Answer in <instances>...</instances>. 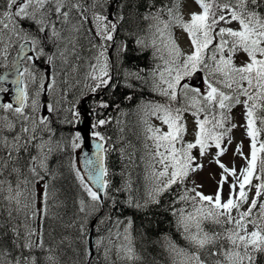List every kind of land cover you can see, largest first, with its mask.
<instances>
[{"label":"snow or ice","instance_id":"1","mask_svg":"<svg viewBox=\"0 0 264 264\" xmlns=\"http://www.w3.org/2000/svg\"><path fill=\"white\" fill-rule=\"evenodd\" d=\"M195 2L201 10L191 13L186 21L180 11V0H160L159 3L157 0H0V67H8L9 51L16 50L10 70L14 76L11 80L14 99L0 102V111L5 113L0 115V264H60L58 253L66 239L45 238L43 222L49 218L48 201L54 195L50 191L51 181L57 176L49 167V161L54 153L66 147L79 148L81 137L77 132L69 140L54 139L56 130L52 116L63 112L60 123L70 125L81 117L77 102L67 100V89L42 104L41 95L55 93L57 81L52 74L45 87L46 78L37 72L35 62L45 58L46 64L55 65L59 61L65 76L69 77L77 71L76 62L84 59L82 52L86 50L91 53L87 59L89 71L84 77L85 82L90 81L87 83L90 93L115 87V77L121 72L127 87L133 86V80L147 84L148 80L141 75L143 70L123 67L128 42L117 43L116 40L123 25L136 21L148 22L145 33L140 35L130 30L128 38H134L140 51L152 48L153 55L159 56L165 64L162 71L151 73L159 80L152 81L151 90L166 101L149 102L146 108L150 115L167 125L168 131L162 133L151 125L147 129L152 134L149 138L155 142L154 157H159L158 163L163 167L154 173L157 185L150 199L134 206L147 210L149 204L158 205L159 197L173 184L182 183L189 172L202 167L191 155V150L197 146L203 156L211 141L219 150L217 157L223 155L225 149L221 144L231 131L225 127L230 120L228 113L235 105L243 104L247 135L251 138L250 156L244 157L246 166L237 174L235 168H227L217 158L223 171L215 196H206L196 188L187 189L180 196L181 201L191 202L194 208L192 213L179 210L178 227L188 247L169 242L168 249L174 256V264H259L258 257L264 256V203L259 205L258 216H253V209L258 198L264 195V159H259L260 174H256L258 152L264 153V142H259L257 147V137L264 129V115H258L264 112V0ZM141 6L144 12L140 11ZM233 22L238 28L221 26ZM175 26L188 34L190 53H183L173 39ZM49 46L51 52L47 51ZM109 49L115 59L109 56ZM239 51L245 52L248 59L237 66L233 57ZM197 72L202 74L203 91L187 82ZM7 78L0 76V81ZM63 83L67 84L68 80ZM32 84L37 86L30 94ZM0 93L11 95L10 89L2 84ZM100 107L107 108L108 104L101 102ZM41 109H46L47 114H42ZM188 111L196 117V138L177 147L185 131L183 113ZM201 113L203 120L199 118ZM257 120L261 128L256 127ZM106 122L100 119L93 128ZM93 135L100 141L105 140L99 132ZM97 149L92 157L84 159L87 177L80 168L70 165L80 187L90 197L89 204L80 201L79 210L85 216L98 211L103 203L101 191L107 198L109 181L104 177L108 169L101 151L108 149L101 143L97 144ZM237 152L243 155L239 146ZM229 176L233 181L229 184L227 199H223V186ZM253 178L260 182L253 184ZM88 180L96 183L97 190L89 186ZM246 186L248 191L255 188L256 193L247 210L241 211L249 200ZM127 202L133 206L131 197ZM233 210L237 213L235 217ZM51 218L56 219L55 214ZM205 222L218 226L219 230H205ZM249 225L252 231H248ZM79 230L83 234V223ZM123 251L127 259H139L130 241L128 246H123ZM90 254L85 251L86 256Z\"/></svg>","mask_w":264,"mask_h":264},{"label":"trees","instance_id":"2","mask_svg":"<svg viewBox=\"0 0 264 264\" xmlns=\"http://www.w3.org/2000/svg\"><path fill=\"white\" fill-rule=\"evenodd\" d=\"M159 2L160 0H157V3ZM110 11H114V9H110ZM140 11H145L143 6L140 7ZM147 23L136 21L135 24H125L118 30L116 36L117 43L121 40L128 42V51L124 55L123 67L133 71L143 70L141 75L146 77L147 84L133 80L131 81L133 86L127 87L121 72L117 73L115 77V87H109L92 94L87 87V83L90 81L85 82L84 79L89 71L87 59L91 53L86 50L82 52L84 59L76 62L79 65L76 74L72 73L69 77L65 76L63 66L59 61L55 65H49L45 63V58L37 60L36 70L38 73L46 78L47 67H49L50 74H55L58 78L59 87H57L54 96L58 97L62 90L67 89V100L77 102L76 108L79 113L82 111V106L88 111L95 110L92 125L100 119L107 121L104 125L94 128L96 132L105 137L106 149H108L106 152V167L109 177L106 189L107 198L104 196L98 211L85 216L79 210L81 200H84L86 204L91 201L87 192L80 187L79 181L75 178L74 171L70 167L72 164L75 165L74 149L66 147L64 151L54 153L49 161V167L56 171L57 176L55 180L51 181L50 191L54 195L48 201L49 218L43 223L47 226L48 240L50 237H55L57 241L66 238L58 253L60 264H174V256L168 249L169 242L181 248L188 247L182 235V229L178 227L180 209H183L185 213L194 212L191 202L180 200V196L187 190L185 180L182 183L178 181L163 193L159 197L158 205L149 204L147 210L137 209L134 206L136 203L143 204L149 200L150 193L157 185L154 175L156 173L154 154L145 149L143 130L145 118L149 114L146 105L149 102L159 103L160 101L161 96L151 90V73L162 60L159 56L153 55L152 48L140 51L136 48L134 38H128L130 30H136L140 35H144ZM136 25L139 27L137 28ZM47 51H52L51 46ZM111 57L115 59L113 51ZM233 60L236 64L235 56ZM65 79L68 80L67 84L63 83ZM33 85L36 88L37 85ZM129 96L132 98L128 99ZM101 102L107 103L108 107H100ZM188 113L191 112H184V114ZM262 113L264 115V112ZM228 115L230 120L225 127L230 128L231 131L222 141L221 146L224 149L228 145L229 139L231 140L232 109ZM63 117V112L52 116L55 121L53 127L56 130L54 139L59 140L63 137L65 140H69L75 134V124L60 123ZM199 118L203 120L204 114L201 113ZM206 127L210 128L211 125ZM209 144L210 147L216 148L211 141ZM118 189L119 191H117ZM188 194L194 195L191 192ZM130 197L133 206H129L127 202ZM261 203H264V197ZM259 205L253 209V216H258ZM95 213L99 215L98 218H105L106 222L101 225V228L110 224L114 228L115 223L125 218L131 221L132 248L139 259L125 262L113 260L97 250L93 256L85 255L86 250L90 252L86 230H89L91 220L96 216ZM53 214L56 219L51 218ZM81 223L84 225L85 234H81L79 230ZM203 227L207 231L219 230L218 226L209 222H205ZM225 227H230V225H225ZM101 228L100 225L95 227L97 236L102 234ZM258 261L259 264H264V256L258 257Z\"/></svg>","mask_w":264,"mask_h":264},{"label":"rangeland","instance_id":"3","mask_svg":"<svg viewBox=\"0 0 264 264\" xmlns=\"http://www.w3.org/2000/svg\"><path fill=\"white\" fill-rule=\"evenodd\" d=\"M181 4H182V7H181L180 11H181V14H182L184 20H186V21L190 19L191 13L199 12L201 10L200 7L195 2V0H182ZM224 26L232 27V28H238V24L235 22H233L232 24H229V25H224ZM172 34H173V39L175 40L176 44L178 45V47L180 48V50L183 53L188 54L192 51V46H191L189 36L182 28H180L179 26L173 27L172 28ZM13 49H15V48H13ZM13 49H10V51H9L8 66L11 65V62H12ZM247 59H248L247 54L242 51V53L239 57V60H238L239 65L246 62ZM162 61L159 65V68L157 67L155 69L157 72H160L165 68L164 61L163 62ZM2 68L4 69L6 67H2ZM154 79H156V81L159 82L158 77L152 76V81ZM187 82L190 84V80H187ZM161 86L164 87L165 85H161ZM30 87H31V92L35 90L33 84L30 85ZM45 87H47V83H45ZM197 87H200L201 90L203 91L204 85H203L202 79H201V83H199ZM56 91H57V89H56ZM55 94H56V92L55 93H47V92L43 93L40 97L42 104H44L45 102L47 104L50 101L51 97H53ZM162 99H163V101L161 103H165L166 98H162ZM241 99L243 100L244 98L241 97ZM232 111H233L232 113L235 114V117H236V119H235L236 130L234 133L233 142L229 146L226 153L217 157L213 153L206 152L203 156H201L198 151H197V153H195L196 151L191 150V155H193L194 157L201 158V161H202L201 169L198 170L193 175V177L191 178L192 188H196L197 191L203 193L206 196H215L217 189H218V181L221 178V174H222L223 170L217 164V162H216L217 158L219 159L220 163H223L227 168H229V169L235 168L237 174H239L240 170L242 168H244L246 166V163H247V161L244 159V157L250 156L251 138L247 135L245 109H244L243 104H239L238 110H232ZM41 112H42V114H47L46 109H41ZM3 114H5V113H3L1 111L0 115H3ZM186 118H187V115L183 113V121L182 122H183V124L186 123V124H184L185 129H187V127H188V129H191L192 130L191 134H193V136H191V134H188V133L186 135V132L183 133L182 140L178 141L176 144L177 147H182V146L186 145L187 143L194 142L195 138H196L197 124L195 122L191 121V124H195V129H192L190 125L187 126V119ZM149 125H151L155 128H159L162 133H166L168 131V127L166 124L162 123L161 120L157 119L156 116H152V115L148 114L146 121H145V128L143 130L144 131L143 138H144V142H145V149L146 150L148 149L151 153L154 154L156 151L155 142L153 139L149 138L152 135L151 133H149L147 131ZM188 135L190 137H188ZM257 140H258L257 147H259L260 140L258 137H257ZM79 143H80V147L74 149L75 150V152H74L75 159H77V153H79L81 150V146H82L81 145V139H80ZM238 146L240 148V152H242L243 155H240V153L237 152ZM161 151H164V149L161 148ZM154 158H155L154 164L156 166V172H159L162 170L163 166L158 163L159 157H154ZM262 159H264V155H263ZM75 164L79 168L78 160L75 161ZM257 164H258V162H257ZM256 172H257V175L260 174V166L256 167ZM188 176H190V174H188ZM162 179H165V178H162ZM232 181H233V177L229 176L228 181L223 186V193H222L223 199H227L228 193H229V184L232 183ZM252 183L257 184V183H259V181L256 180L255 178H253ZM185 185H186L187 189L188 188L191 189L190 188V177H187L185 179ZM255 190H256L255 188H252L250 191H248V187L246 186V191H248L249 200H248V203H245L242 206L241 211L247 210L249 204L251 203L252 198L254 197ZM38 191H39V188H38ZM237 191H238V189H237ZM39 206L40 205L37 204V207H39ZM232 215L234 217L237 216V213L235 210H233ZM105 222H106L105 218H101L100 220H98V224L100 225V227H102L101 225H104ZM126 228H128V232H125L124 229H126ZM248 231H252V225L248 226ZM100 232H102V234L100 236H97L96 247L101 250L100 251L101 253L103 252L104 255L106 254L107 257L111 258V259H117L118 258V259L122 260L125 257L123 260H125V259L129 260V259H127L125 252L123 251V246H128L129 241L131 240V233H130L129 224L128 225L119 224V225L114 226V228L111 227V224H110L104 228H101ZM125 236L129 237V241L125 239ZM124 241H126V242H124ZM130 245H131V242H130Z\"/></svg>","mask_w":264,"mask_h":264},{"label":"water","instance_id":"4","mask_svg":"<svg viewBox=\"0 0 264 264\" xmlns=\"http://www.w3.org/2000/svg\"><path fill=\"white\" fill-rule=\"evenodd\" d=\"M11 68L7 69L6 71H4L1 74V76H7L8 77L7 80L1 81V82L4 83L11 91V95L9 93H8V95L6 93H0V102H3V103L5 102L6 96H8L11 100H13L14 95H15L14 86L11 84V80L14 78L12 72L10 71ZM199 80H200V75L198 73H196L194 78L191 79L192 83H194V84H198ZM79 128H80L81 133L83 135L84 141H83L82 151L78 155V157H79L81 169H82L85 177H87V169L84 166V159L86 157H92L93 154L98 151V149H97L98 143L103 144L104 148H105V145H104L103 141H100L99 139L94 138L90 135L89 131L91 130V126H90L89 119H83L81 121ZM101 156L103 157V161L105 164V156H104L103 151H101ZM104 179L108 180V177H104ZM88 181L93 186V188L95 190H97L96 183L94 181H91V180H88ZM103 193H104L103 191H101L99 193L101 195V197L103 196ZM93 246H94V236H93V232L90 231V247L93 249Z\"/></svg>","mask_w":264,"mask_h":264},{"label":"bare ground","instance_id":"5","mask_svg":"<svg viewBox=\"0 0 264 264\" xmlns=\"http://www.w3.org/2000/svg\"><path fill=\"white\" fill-rule=\"evenodd\" d=\"M132 41V40H131ZM237 56L235 55V58H236ZM239 60V59H238ZM238 60H237V62H238ZM154 61V60H153ZM239 63V62H238ZM148 66V65H147ZM76 74V73H75ZM120 75V74H119ZM121 75H123V74H121ZM72 76H74V75H72ZM128 229V228H127ZM44 230H45V238H46V240H48V238H47V226H45L44 225ZM125 230V229H124ZM128 232V231H127ZM83 234H85V228H84V232H83ZM86 235H87V240L90 238V233H89V230H86ZM129 235V234H128ZM129 241V240H128ZM124 242H126V241H124ZM130 242H131V240H130ZM97 244V243H96ZM131 246V245H130ZM135 247H137V246H135ZM98 250V249H97ZM98 251H101L100 249L98 250ZM102 254H103V252H102ZM124 254V253H123ZM136 254V253H135ZM106 255V254H105ZM137 255V254H136ZM107 256V255H106ZM125 258V257H124ZM123 258V259H124ZM118 259V258H117ZM122 259V260H123ZM126 260V259H125ZM112 261V260H111ZM128 261V260H127ZM125 262V261H124ZM118 263V262H117ZM122 263V262H121ZM129 263V262H128Z\"/></svg>","mask_w":264,"mask_h":264}]
</instances>
